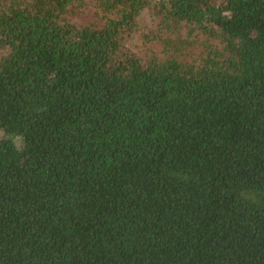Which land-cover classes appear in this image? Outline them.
<instances>
[{
  "label": "trees",
  "instance_id": "1",
  "mask_svg": "<svg viewBox=\"0 0 264 264\" xmlns=\"http://www.w3.org/2000/svg\"><path fill=\"white\" fill-rule=\"evenodd\" d=\"M0 264H264V0H0Z\"/></svg>",
  "mask_w": 264,
  "mask_h": 264
}]
</instances>
